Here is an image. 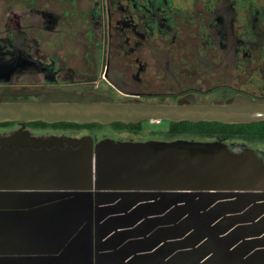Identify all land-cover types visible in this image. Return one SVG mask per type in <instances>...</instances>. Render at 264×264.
Listing matches in <instances>:
<instances>
[{"label":"water","instance_id":"obj_1","mask_svg":"<svg viewBox=\"0 0 264 264\" xmlns=\"http://www.w3.org/2000/svg\"><path fill=\"white\" fill-rule=\"evenodd\" d=\"M79 95L0 102V124L264 123V102L175 107ZM12 140L5 141L9 147ZM0 149V264H264V159L222 142Z\"/></svg>","mask_w":264,"mask_h":264},{"label":"flooded vegetation","instance_id":"obj_2","mask_svg":"<svg viewBox=\"0 0 264 264\" xmlns=\"http://www.w3.org/2000/svg\"><path fill=\"white\" fill-rule=\"evenodd\" d=\"M69 95L157 107L264 102V0H0V102ZM183 123H5L0 149L59 154L83 138L94 148L219 141L236 153L264 144L177 134Z\"/></svg>","mask_w":264,"mask_h":264},{"label":"trees","instance_id":"obj_3","mask_svg":"<svg viewBox=\"0 0 264 264\" xmlns=\"http://www.w3.org/2000/svg\"><path fill=\"white\" fill-rule=\"evenodd\" d=\"M177 134H199L213 136L223 134L232 138L243 137L245 140H257L264 142V123L252 125L227 126L220 123H183L176 126Z\"/></svg>","mask_w":264,"mask_h":264},{"label":"rangeland","instance_id":"obj_4","mask_svg":"<svg viewBox=\"0 0 264 264\" xmlns=\"http://www.w3.org/2000/svg\"><path fill=\"white\" fill-rule=\"evenodd\" d=\"M185 139H193V137H186ZM194 140H198V139H194ZM246 147L256 150L258 154L264 158V144H256V145L248 144V146Z\"/></svg>","mask_w":264,"mask_h":264}]
</instances>
